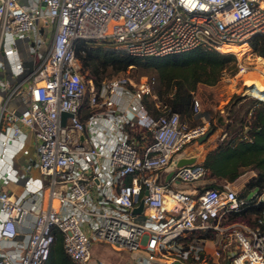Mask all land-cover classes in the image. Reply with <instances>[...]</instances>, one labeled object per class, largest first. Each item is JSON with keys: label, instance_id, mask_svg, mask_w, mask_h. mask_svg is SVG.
Masks as SVG:
<instances>
[{"label": "built area", "instance_id": "built-area-1", "mask_svg": "<svg viewBox=\"0 0 264 264\" xmlns=\"http://www.w3.org/2000/svg\"><path fill=\"white\" fill-rule=\"evenodd\" d=\"M253 37L264 52V0H0V183L22 180L16 193L0 187V264H42L53 230L72 264H88L95 242L126 250L132 264H220L222 253L227 264H264V185L243 197L226 184L177 186L204 178L201 163L175 161L209 123L180 121L155 100L151 78L119 72L95 85L74 53L78 40L139 59L213 49L234 57L231 77L242 79L264 74L237 56L253 51ZM261 83L246 93L264 102ZM199 110L193 97L191 115ZM11 144L37 177L15 167ZM248 202L262 205L252 226L222 223ZM208 233L205 252L193 241Z\"/></svg>", "mask_w": 264, "mask_h": 264}, {"label": "trees", "instance_id": "trees-1", "mask_svg": "<svg viewBox=\"0 0 264 264\" xmlns=\"http://www.w3.org/2000/svg\"><path fill=\"white\" fill-rule=\"evenodd\" d=\"M96 43L92 40H78L74 47L75 56L78 58L82 69L86 71L85 77H90L95 85H98L103 78H107H100L105 70L116 71L108 76L110 77L124 70L126 66L135 64L137 60H142L130 57L114 48L105 49L99 46L104 43ZM250 47L258 55H261L257 57L264 58L262 57L264 56V52L256 37H253L250 41ZM232 48L234 51L238 49L237 47H229V51ZM253 51L244 48L237 52V55L241 59L250 55L256 56ZM145 58L150 64L154 65L156 70L164 71L168 79H178L179 82L173 96L167 99V103L169 104L167 107L171 111L177 112L178 115L179 112L191 115L193 97L191 98L190 93L197 81L202 78L210 79L216 75L219 76L227 66H230L231 72L235 69L234 57L231 54L219 53L213 49L200 47L178 54ZM262 79V77H259L256 81L261 88ZM242 97L239 91L237 95L227 98L224 102H220L215 109V119L217 120L221 111L227 109L230 111L232 105ZM150 106V103L146 104L148 111L156 115V110L152 106L150 108ZM244 115H247V120L243 121V123H238L237 128L240 130L242 126H245L247 128L246 133L250 135V139H242L240 138L241 135L237 137L235 136V132L226 137V132H222L224 134L223 138L205 153L202 166L206 171V177H217L226 182L233 181L244 169H253L255 175L244 185V188L249 190L255 186L261 187L264 185V102L252 99ZM213 124L216 125L214 122ZM228 127L229 125H227V129ZM210 129L213 131V126H210ZM207 187L218 188L219 186L208 185ZM247 204L250 205L252 202H248ZM253 206L255 207H251V209H254L255 216H258L262 205L258 203ZM53 235L54 238L50 245L48 256L42 264H72L62 250L59 232L53 230ZM199 237L210 239L212 235L209 233L200 234Z\"/></svg>", "mask_w": 264, "mask_h": 264}, {"label": "rangeland", "instance_id": "rangeland-1", "mask_svg": "<svg viewBox=\"0 0 264 264\" xmlns=\"http://www.w3.org/2000/svg\"><path fill=\"white\" fill-rule=\"evenodd\" d=\"M93 44V43H92ZM98 44V43H96ZM99 46H102L105 49L112 48L109 45L106 44H101ZM230 51H234V49H230ZM251 51V50H250ZM181 53V52H180ZM178 54V53H176ZM238 56V55H237ZM239 57V56H238ZM240 58V57H239ZM259 57L255 55H250L247 56L244 59H241V62L244 64H252L254 63L257 69H260V64L257 62V59ZM231 65V64H229ZM230 66H227V68H224L223 71L221 72V75H216L213 78L206 79L202 78L199 81H197L194 84L193 90L190 93L191 98L194 97L197 99L199 103V113L195 115H187V114H182L179 112V119L181 121H184L188 126H192L196 123H199L200 121L204 120L209 123V126H213V141L218 142L220 139H218L216 136H218L221 132H226V137H229L230 134H233L235 132V136H240L243 135L245 132L244 126L240 130L237 128L238 123L247 120V115H244V112L247 108L248 105L252 102V99H255L254 96L250 95L249 93L244 95L245 90L248 88L253 87L251 85L252 83L257 81V78L262 77L258 76L257 72L250 73L248 72L242 79H239V77H231V68ZM261 70V69H260ZM116 71H112L110 69H107L104 71L103 75L100 78L103 77H108L112 73H115ZM121 72L124 76L128 77L132 81L138 80L140 77H146L148 79H152V87L151 91L155 96V100L159 101L162 103V105H168L167 99L173 96L176 88H177V83L179 82L178 79L175 78H169L166 76L164 71H158L154 68L153 64H150L149 61L146 60V58L142 60H137L135 64H131L125 67L124 70L119 71ZM252 78V79H249ZM241 80H244L242 82ZM264 79H262V82ZM247 84L251 85L252 87H247ZM258 86V84L256 83ZM247 87V88H246ZM258 88H261L258 86ZM240 91L242 98L238 99L235 104L232 105L230 111L223 110L220 113H222L225 116L226 123L223 126H219L216 124V119H215V109L216 106L220 102H224L227 98H230L232 96H235L238 94ZM151 104L154 110L152 99L149 95H145L144 97V106L151 116H154V114H151L148 111V108L146 107V104ZM150 106V108H151ZM152 111V110H151ZM181 111V110H177ZM157 112V110H156ZM181 114V115H180ZM217 125H214L213 122ZM227 125H229L227 129ZM196 146L194 143L188 144L185 146L186 151H190L192 153H196L199 150L195 148ZM208 150V149H207ZM16 151L12 150V152ZM206 151V147L204 148V151H201V153H204ZM21 157V156H18ZM23 157V156H22ZM21 157V158H22ZM255 175V171L253 169H244L242 173L233 180V185H230L229 187L234 190L237 194L238 197L244 196L247 194L248 196L251 195V192L247 193V190L244 188V185L246 182ZM251 200H254V197H252ZM244 205L242 210H240L237 213H234L232 215L226 216L223 220V224H227L233 221H241L246 223L249 226H252L254 224V216L256 215L254 212V209H251V207H255L252 204L250 205ZM244 209V210H243ZM193 239V238H191ZM191 239L187 240V243L191 245ZM193 243H196V240L193 241ZM204 250L206 252L211 251V245L210 243H207L205 246ZM127 255L126 250H120L116 251L111 249L108 244L103 243V242H95L91 245L90 247V257L91 260L88 264H92L94 261L101 259L107 262H114V263H121L122 264H129V260L125 259ZM189 261L187 260L186 263ZM225 262L220 261V264H224Z\"/></svg>", "mask_w": 264, "mask_h": 264}, {"label": "crops", "instance_id": "crops-1", "mask_svg": "<svg viewBox=\"0 0 264 264\" xmlns=\"http://www.w3.org/2000/svg\"><path fill=\"white\" fill-rule=\"evenodd\" d=\"M256 83V82H255ZM22 132L26 131V128H24L23 126H20ZM211 131V129H210ZM223 133L221 132L218 136H216L218 139H222L223 138ZM21 137V136H20ZM17 138V140H20L21 138ZM213 131H211L203 140H201L200 142L196 140L188 143V144H192L194 143V145L196 146L195 148L198 149L199 151L196 153H192L190 151H186L185 147L181 150V152H179V154L176 155V158H180V157H193L195 162H199L202 164V161L204 159L205 153L210 150L211 148L214 147V145L216 144L215 141H213ZM187 144V145H188ZM186 145V146H187ZM15 144H11L10 148H9V152H8V158H11L14 161V165L16 168H19L20 172H24L25 174H27L30 177H37L38 176V172L36 170L35 167L33 166H28L26 167V161L24 159V157H18L16 155V153H13L12 150H15ZM206 147V151L204 153H201V151H204V148ZM208 149V150H207ZM176 159V160H177ZM193 161V162H194ZM192 163V162H191ZM21 183L22 180H15L12 181L8 184H1L0 183V187L7 189L13 193L19 192L21 190ZM223 184H226L228 186L233 185V181L231 182H226L222 179H219L217 177H206L204 176L203 179L200 180H196L191 182L190 184H177V186L181 189L184 190L186 192H190L193 193L195 192L197 189H199L201 186L205 185H217L219 187L223 186ZM196 243H201L203 248H205V246L207 245V243H210L211 245V241L209 239H205L203 242L197 240ZM206 252V251H205ZM125 259H128V254L126 255ZM219 261L225 262L224 264H227V260L225 259V254L222 253L220 258L218 259ZM124 261V260H123ZM119 264H122V262ZM114 263V262H113ZM117 264V263H115ZM129 264H132L131 261L129 260Z\"/></svg>", "mask_w": 264, "mask_h": 264}, {"label": "water", "instance_id": "water-1", "mask_svg": "<svg viewBox=\"0 0 264 264\" xmlns=\"http://www.w3.org/2000/svg\"><path fill=\"white\" fill-rule=\"evenodd\" d=\"M70 116V113L65 112V111H61L59 113V124L60 125H64V121H65V117ZM210 129H208L203 135H201L197 141L200 142L201 140H203L209 133H210ZM194 161L193 157H180L175 161V166H180V165H185V164H189L191 162ZM141 206H137L135 208L132 209L133 213H136L140 210Z\"/></svg>", "mask_w": 264, "mask_h": 264}, {"label": "bare ground", "instance_id": "bare-ground-1", "mask_svg": "<svg viewBox=\"0 0 264 264\" xmlns=\"http://www.w3.org/2000/svg\"><path fill=\"white\" fill-rule=\"evenodd\" d=\"M230 47H234V46H230ZM257 62L260 64V69H261L262 73H264V58L259 57L257 59ZM263 78H264V74H263ZM252 84H253V89L251 91L252 95H257L258 94L257 92L261 89L258 88V86L256 85L255 82ZM246 92H247V89L245 90L244 95L246 94ZM225 123H226L225 116L221 113L216 120V124L219 126H223ZM167 204H168L167 202L164 203L165 206H168ZM166 251H169V249H166ZM171 264H177V263L171 262Z\"/></svg>", "mask_w": 264, "mask_h": 264}, {"label": "clouds", "instance_id": "clouds-1", "mask_svg": "<svg viewBox=\"0 0 264 264\" xmlns=\"http://www.w3.org/2000/svg\"><path fill=\"white\" fill-rule=\"evenodd\" d=\"M17 151H14L13 153H16Z\"/></svg>", "mask_w": 264, "mask_h": 264}]
</instances>
